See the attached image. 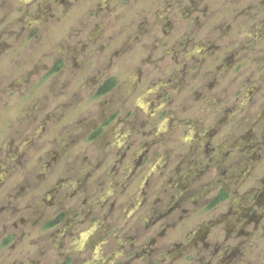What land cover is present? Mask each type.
<instances>
[{"label":"clouds","instance_id":"obj_1","mask_svg":"<svg viewBox=\"0 0 264 264\" xmlns=\"http://www.w3.org/2000/svg\"><path fill=\"white\" fill-rule=\"evenodd\" d=\"M0 264H264V0H0Z\"/></svg>","mask_w":264,"mask_h":264}]
</instances>
